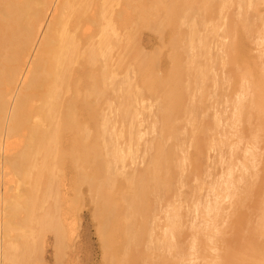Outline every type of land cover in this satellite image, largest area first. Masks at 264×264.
<instances>
[{"label":"bare ground","instance_id":"bare-ground-1","mask_svg":"<svg viewBox=\"0 0 264 264\" xmlns=\"http://www.w3.org/2000/svg\"><path fill=\"white\" fill-rule=\"evenodd\" d=\"M187 13L175 0H0V264H45L52 240L63 256L76 238L83 187L104 251L116 257L122 249L117 264L148 258L139 248L151 239L150 195L173 180L176 149L167 141L177 134L172 113L185 99L181 71L175 62L163 80L150 58L140 59L136 89L117 81L114 66L121 68L145 29L160 31L161 20L174 28ZM170 37L175 49L178 37ZM239 40L228 45L236 60L244 52ZM249 73L239 94L242 115L251 99L264 128V85ZM118 87L122 101L113 110L109 95ZM146 96L159 100L161 127L138 168ZM176 228L170 221L165 238ZM262 250L252 243L239 264H264ZM221 262L234 264L229 256Z\"/></svg>","mask_w":264,"mask_h":264},{"label":"rangeland","instance_id":"rangeland-1","mask_svg":"<svg viewBox=\"0 0 264 264\" xmlns=\"http://www.w3.org/2000/svg\"><path fill=\"white\" fill-rule=\"evenodd\" d=\"M175 3L185 5L189 13L176 19L174 28L161 20L160 31L145 29L135 46L129 45L121 68L114 66L117 81L139 89L140 59L150 58L163 80L171 76L176 62L185 98L183 108L172 113L177 134L167 141L176 149L173 180L161 194L150 195L146 223L151 239L139 248L148 258L135 264H220L226 256L239 264L252 252V243L262 245L264 258V128L256 109L250 110L251 99L248 113L242 115L239 95L251 80L249 72L260 76L259 86L264 85V0ZM172 32L179 40L175 49ZM239 38L244 52L236 60L228 45ZM118 51H113L115 61ZM119 90L109 95L113 110L122 101ZM146 99L140 117L143 135L137 156L138 166L142 165L138 168L144 167L142 162L151 154L149 143L161 127L159 100ZM80 201L75 241L58 258L52 240L45 264H117L124 252L121 249L114 257L104 251L86 187ZM172 220L176 235L165 238Z\"/></svg>","mask_w":264,"mask_h":264}]
</instances>
